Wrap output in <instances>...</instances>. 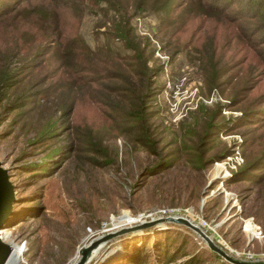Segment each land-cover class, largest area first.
Wrapping results in <instances>:
<instances>
[{
    "label": "rangeland",
    "instance_id": "374dc122",
    "mask_svg": "<svg viewBox=\"0 0 264 264\" xmlns=\"http://www.w3.org/2000/svg\"><path fill=\"white\" fill-rule=\"evenodd\" d=\"M176 1L175 22L127 6L134 38L149 52L142 81L135 62L129 78L134 91L147 89L138 133L147 127L149 149L121 133L119 119L81 87L61 114L64 47L91 49L74 57L81 77L117 65L127 74L123 61L112 64L119 42L106 48L105 14L114 18L106 3L0 0V73L11 79L0 83V167L12 186L0 241L20 251L17 264H73L80 248L103 236L84 264H180L190 256L233 264L183 224L154 222L166 216L198 226L236 261H264V169H245L264 159V114L242 115L253 102L264 106L263 35L251 43L249 19ZM235 152L242 162L233 169L227 157Z\"/></svg>",
    "mask_w": 264,
    "mask_h": 264
},
{
    "label": "trees",
    "instance_id": "16d2710c",
    "mask_svg": "<svg viewBox=\"0 0 264 264\" xmlns=\"http://www.w3.org/2000/svg\"><path fill=\"white\" fill-rule=\"evenodd\" d=\"M106 3V8L104 7L102 10L107 13L108 10H112L114 14V18L110 17L107 20L108 16H106V21L104 25L103 34H106L108 37V46L107 51L109 49H113L112 42L110 39L118 41L119 46H116L120 53H117V48L115 52L112 54V57L116 58L115 62L112 64L116 65V62L123 61L125 67L128 68L127 74L125 75L122 72V65H117L120 69L105 71L104 74L98 75L96 77H89L79 75L80 66L75 62L74 57L76 56V52L83 51L84 53H92L91 49L86 45H74L73 49H70V46H66L60 50L61 52V68H65L64 72L68 75L67 82H59V86L64 85V91L61 96L65 100V102L60 103L61 114L64 116L68 114V110L72 106V102H67L69 94L75 92L78 96H81V93L77 91L73 87H81L80 89H84V92L88 96L90 101H94L97 103L101 111L107 117H110L112 120L119 119L118 122L122 124L118 126V130L121 133L131 134L134 142H138L141 145L147 146L149 149L151 148V138L147 133V127H141V132L138 133V128L140 127V123L144 122V109L145 99L147 97V89L145 92L141 94V92H136L132 89L131 82H129L130 75L132 74V66L131 63L135 62L137 64L138 71L135 72V75H138L139 80L142 81V78L145 77L146 72V61L148 59L147 46L146 44L141 46L140 42L134 38L133 28L130 25V18L132 14L128 13V10L132 7L133 12H142V11H152L153 13H157L162 16L161 20L170 21L173 19L170 16V9L175 5L177 6L178 2L176 0H103ZM4 3V2H3ZM200 7V5L207 6V4L212 8L214 12H220L224 15H230L232 17H236L237 19L250 21V29H252L250 34L249 41L251 42V35H256L260 33L263 35L264 43V0H191L186 5ZM234 4H240L238 8L234 11L227 12V7H230ZM127 6L130 8L128 9ZM226 8V9H225ZM2 9L0 5V10ZM6 9V8H5ZM177 17L173 19L175 22ZM259 35V37H260ZM76 41L82 43L80 40L76 39ZM74 41V40H73ZM255 40H253L254 42ZM252 43V42H251ZM122 53V54H121ZM262 55V54H261ZM262 62L264 64V51L262 57ZM100 63H104L103 60H98ZM87 68H92L90 61H86ZM107 66V65H106ZM110 73V74H109ZM85 75V74H84ZM9 74L0 73V83L9 79ZM107 79L109 81H116L114 85H109L108 83L102 84ZM11 81V79H9ZM249 78H245L243 82V87L238 90L242 91L247 88V81ZM8 81V80H7ZM78 81V82H76ZM96 85V86H92ZM144 84L145 80H144ZM142 84V85H144ZM50 88L55 89L56 86L52 85ZM120 103H115L114 100H120ZM13 103V102H12ZM9 105V104H8ZM256 104L255 102L251 103L247 108L242 110L243 118L253 119V116L256 114H264V106ZM8 107V106H7ZM146 113V112H145ZM210 127V125L208 126ZM208 132L207 130L204 132L202 137H205ZM139 137V138H138ZM264 157V156H263ZM169 158H165L162 162L166 164ZM171 161V160H170ZM246 170L251 171H260L259 169H264V159L260 157L253 160L251 163L247 164ZM152 170H155L154 167ZM245 170V171H246ZM264 171V170H262ZM254 173V172H253ZM251 175H254V174ZM260 174H255L258 177ZM170 260L167 263L171 262ZM194 256H190L184 259L180 264H197Z\"/></svg>",
    "mask_w": 264,
    "mask_h": 264
},
{
    "label": "water",
    "instance_id": "95a60500",
    "mask_svg": "<svg viewBox=\"0 0 264 264\" xmlns=\"http://www.w3.org/2000/svg\"><path fill=\"white\" fill-rule=\"evenodd\" d=\"M7 174L5 169L0 167V228L3 226V222L6 217V213L8 212L10 202L12 200V186L7 180ZM154 222H171L176 224H183L184 226L193 230L206 244L207 246L214 251L216 254L223 257L225 260L233 263V264H264V261L261 262H254V263H245L236 261L229 256H227L219 247L214 245L210 238L204 234V232L196 225L190 223L187 219L183 217H176V216H166L164 218L159 217L158 219L154 220ZM153 220L150 222L143 223L142 226L151 225ZM105 236L102 237V239ZM101 238H97L95 240L90 241L84 247L78 250V259L73 264H84L87 260V257L90 255L93 248H95L102 240ZM9 252V245L0 241V264H3L7 254Z\"/></svg>",
    "mask_w": 264,
    "mask_h": 264
},
{
    "label": "bare ground",
    "instance_id": "6f19581e",
    "mask_svg": "<svg viewBox=\"0 0 264 264\" xmlns=\"http://www.w3.org/2000/svg\"><path fill=\"white\" fill-rule=\"evenodd\" d=\"M124 222V220H117L116 222H115V225L116 224H119V223H123ZM3 227V226H2ZM2 227L0 228V240L2 239V240H4V229H2ZM9 245V244H8ZM100 245H101V243L97 246V247H95L92 251H91V253H90V255L93 253V252H95L96 253V251L98 250V248L100 247ZM19 254H20V251L15 247V246H11V245H9V252H8V254H7V256H6V258H5V260H4V262H3V264H17L18 263V256H19ZM89 255V256H90ZM78 256V255H77ZM89 256L87 257V260H88V258H89ZM79 257V256H78ZM78 257H76V260H77V258ZM90 259V258H89ZM75 260V261H76ZM86 260V262H88ZM74 261V262H75ZM73 262V263H74ZM85 262V263H86Z\"/></svg>",
    "mask_w": 264,
    "mask_h": 264
},
{
    "label": "built area",
    "instance_id": "2783aa9c",
    "mask_svg": "<svg viewBox=\"0 0 264 264\" xmlns=\"http://www.w3.org/2000/svg\"><path fill=\"white\" fill-rule=\"evenodd\" d=\"M228 161L227 162V166L229 168H233L235 169L237 167V165L239 166L242 162V158H240V156L237 154V152H235L233 155L228 156ZM173 210H167V212L171 213Z\"/></svg>",
    "mask_w": 264,
    "mask_h": 264
}]
</instances>
